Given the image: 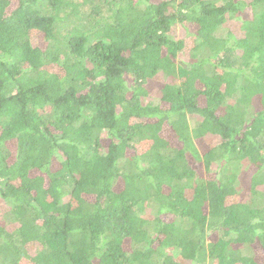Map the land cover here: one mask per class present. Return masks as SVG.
I'll list each match as a JSON object with an SVG mask.
<instances>
[{
  "label": "trees",
  "instance_id": "1",
  "mask_svg": "<svg viewBox=\"0 0 264 264\" xmlns=\"http://www.w3.org/2000/svg\"><path fill=\"white\" fill-rule=\"evenodd\" d=\"M0 264H264V0H0Z\"/></svg>",
  "mask_w": 264,
  "mask_h": 264
},
{
  "label": "rangeland",
  "instance_id": "2",
  "mask_svg": "<svg viewBox=\"0 0 264 264\" xmlns=\"http://www.w3.org/2000/svg\"><path fill=\"white\" fill-rule=\"evenodd\" d=\"M219 1H223V0H219ZM243 15L247 19L251 18L252 16L249 9L246 10V12ZM234 28H235V25H234ZM235 30L237 31V27L235 28ZM190 31L191 32L194 31L193 26H191ZM181 35H182L181 31L178 30V33L175 35L176 39H179ZM185 40L187 44L186 50H188L191 47V41H190V38L188 37ZM161 86L162 84L158 80H151L148 83V89L151 90V98L156 102H159L161 99V96L158 91V89H160ZM190 124L193 127L195 125V120H190ZM217 143H218L217 137H206L204 139H200L196 141L197 148L201 154H203L204 152H206L207 150L215 146ZM199 171H202V169H199ZM255 171L256 170L254 168L247 169L246 172L241 176V184L243 186L242 197H245L246 194L248 193L250 189V179L252 178ZM203 173H204V170H203ZM121 189H122V186L121 184H119V186L117 187V190H121ZM231 199L236 200V198H231Z\"/></svg>",
  "mask_w": 264,
  "mask_h": 264
}]
</instances>
